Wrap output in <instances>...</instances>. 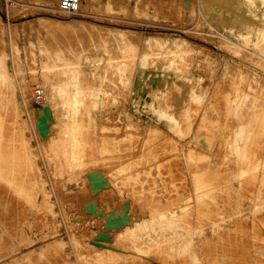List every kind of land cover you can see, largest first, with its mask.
<instances>
[{"label": "rangeland", "instance_id": "obj_1", "mask_svg": "<svg viewBox=\"0 0 264 264\" xmlns=\"http://www.w3.org/2000/svg\"><path fill=\"white\" fill-rule=\"evenodd\" d=\"M59 2L0 0V264H264V0Z\"/></svg>", "mask_w": 264, "mask_h": 264}, {"label": "bare ground", "instance_id": "obj_2", "mask_svg": "<svg viewBox=\"0 0 264 264\" xmlns=\"http://www.w3.org/2000/svg\"><path fill=\"white\" fill-rule=\"evenodd\" d=\"M80 3V2H79ZM81 4V3H80ZM60 8H61V6H60ZM1 127V126H0ZM4 128V127H3ZM2 131V130H1ZM1 147V146H0ZM6 147V146H5ZM225 156V155H224ZM222 159V158H221ZM228 160V159H227ZM250 160V159H249ZM260 161V159L258 160V162ZM210 162V161H209ZM213 162V161H212ZM246 162H247V160H246ZM250 162V161H249ZM261 162V161H260ZM251 163V162H250ZM250 163L248 164V165H250ZM204 164V163H203ZM209 164V163H208ZM245 164V163H244ZM259 164V163H258ZM219 165V164H218ZM217 165V166H218ZM226 165V164H225ZM200 166H201V164H200ZM224 166V165H223ZM242 166V165H241ZM244 166V165H243ZM256 166H258V165H256ZM245 167H246V165H245ZM248 167V166H247ZM259 167H260V165H259ZM225 168H226V166H225ZM237 168V167H236ZM253 168V167H252ZM207 167H206V171H207ZM211 169V168H210ZM211 171V170H210ZM215 171H217L216 169H215ZM223 171V170H222ZM226 171V170H225ZM264 171V170H263ZM208 172H209V169H208ZM218 172V171H217ZM228 172V171H227ZM221 172L219 171V173L218 174H220ZM240 173V175H239V179H240V182L242 183V185H241V187H240V190H239V192H245V191H251V193H252V191H253V189L255 188V184H256V182H254V181H252L251 179H249V177L246 175V173H245V171H240L239 172ZM210 174V173H209ZM213 174V173H212ZM223 174H224V172H223ZM222 174V175H223ZM251 174V173H250ZM253 174V173H252ZM262 174V173H261ZM245 175V176H244ZM204 176H206L205 174H204ZM214 177H215V175H213ZM220 176H221V174H220ZM212 178V177H211ZM210 178V179H211ZM251 178V177H250ZM213 180V179H212ZM233 181H235V180H233ZM243 181H244V184H243ZM213 182V181H212ZM218 185V184H217ZM263 185V183L261 184V185H258V187L259 186H262ZM256 187H257V184H256ZM211 188V187H210ZM212 189V188H211ZM210 189V190H211ZM232 189L233 188H230L229 190H227V193L228 194H230V193H232V194H234L235 196H232V197H230L229 195L227 196V198L228 199H233V201H235V200H237V195L238 194H240V193H238L237 191V193H233V192H231L232 191ZM262 189V188H261ZM213 190H214V188H213ZM217 190V189H216ZM257 190V189H256ZM259 190V189H258ZM263 190H264V188H263ZM255 191V190H254ZM199 192V191H198ZM217 192V191H216ZM263 192V191H262ZM255 193V192H254ZM246 194V193H245ZM247 194H249V193H247ZM253 195V194H252ZM256 195V194H255ZM259 195V197H261L262 195L259 193L258 194ZM253 197V196H252ZM252 197H251V199H252ZM254 201V200H253ZM237 202V201H236ZM251 202V201H250ZM253 204V203H252ZM224 205V204H223ZM231 206V205H230ZM210 208V207H209ZM253 208V207H252ZM252 208H251V210H252ZM221 211V210H220ZM224 211V210H223ZM250 211V210H249ZM208 212V211H207ZM243 212L241 211V210H239V209H237L234 213H233V215L234 216H232V218L234 219V221H233V223H235V225L236 224H239V226H241L242 227V229L244 230V229H246V230H248L249 231V227H250V219L249 218H247V217H250V216H248V214H247V216L246 217H244V216H241V214H242ZM264 214V210L261 212V215H263ZM213 217V216H212ZM200 218V217H199ZM207 218H208V216H207ZM232 218H231V221H232ZM255 220H256V218H255ZM255 220L253 221L254 223L253 224H255ZM218 221V220H217ZM216 221V222H217ZM222 222V221H221ZM224 222V221H223ZM203 223V222H202ZM205 223V222H204ZM214 223V222H213ZM218 223H220V220H219V222ZM217 223V224H218ZM263 223H264V221H263ZM206 224V223H205ZM208 224H211V225H209V226H214V225H212V223H207L206 225H204L205 227L208 225ZM215 224V223H214ZM256 224L258 225V227H259V224L256 222ZM203 225V224H202ZM202 225H200V227L202 226ZM203 227V226H202ZM204 227V228H205ZM252 227V226H251ZM250 227V228H251ZM257 227V228H258ZM216 228H218L217 226H216ZM201 229V228H200ZM224 230V229H223ZM258 230V229H257ZM260 230V229H259ZM202 231V230H201ZM200 231V232H201ZM207 231H208V228H207ZM214 231H215V229H214ZM230 231V230H229ZM253 232H255V231H253ZM261 232V231H260ZM216 232H214V234H215ZM225 234H226V232H225ZM220 237H222V236H220ZM264 237V236H263ZM217 238V237H216ZM208 239H209V237H208ZM207 239V240H208ZM211 239H213V238H211ZM206 240V241H207ZM235 239L234 238H232V237H230V235L229 236H226V237H223V239H221V238H218V239H216L215 241H212L211 240V242H210V240L208 241V243L207 244H205V246L206 247H208L209 246V243H211L212 244V246L211 247H209L211 250H218L217 248L219 247L220 249H221V245L223 246V245H225V243H230V241L232 242V245L233 246H236V244H235V241H234ZM223 243V244H222ZM229 245V244H228ZM227 245V246H228ZM238 245V244H237ZM247 245V244H246ZM229 246H231V245H229ZM230 249H231V247H230ZM224 250V249H223ZM244 250V249H243ZM217 252V251H216ZM230 253H232V252H230ZM218 255V254H217ZM220 255V254H219ZM237 255V254H236ZM243 255V254H242ZM209 256V255H208ZM214 256H216V254L214 255ZM242 258V257H241ZM240 258V259H241ZM253 258V257H252ZM6 260V259H5ZM257 260V259H256ZM256 260H253L251 263L252 264H258L257 262H256ZM3 263V262H2ZM221 264V263H220ZM241 264H247V263H241Z\"/></svg>", "mask_w": 264, "mask_h": 264}, {"label": "built area", "instance_id": "obj_3", "mask_svg": "<svg viewBox=\"0 0 264 264\" xmlns=\"http://www.w3.org/2000/svg\"><path fill=\"white\" fill-rule=\"evenodd\" d=\"M80 0H60L61 9L68 12H76L80 8Z\"/></svg>", "mask_w": 264, "mask_h": 264}]
</instances>
